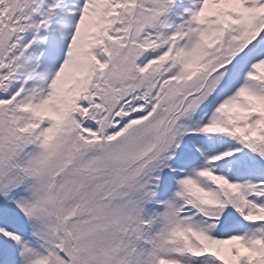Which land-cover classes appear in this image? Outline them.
I'll return each mask as SVG.
<instances>
[{
  "label": "snow or ice",
  "instance_id": "1",
  "mask_svg": "<svg viewBox=\"0 0 264 264\" xmlns=\"http://www.w3.org/2000/svg\"><path fill=\"white\" fill-rule=\"evenodd\" d=\"M0 264H264V0H0Z\"/></svg>",
  "mask_w": 264,
  "mask_h": 264
}]
</instances>
